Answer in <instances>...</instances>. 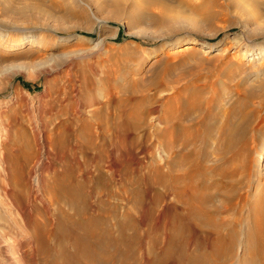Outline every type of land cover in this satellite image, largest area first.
Instances as JSON below:
<instances>
[{
  "label": "rangeland",
  "instance_id": "1",
  "mask_svg": "<svg viewBox=\"0 0 264 264\" xmlns=\"http://www.w3.org/2000/svg\"><path fill=\"white\" fill-rule=\"evenodd\" d=\"M192 43V51L184 50ZM0 49V264L12 249L11 256L23 264H49L33 239V224L48 219L52 227L58 222L57 206L47 201L52 179L68 167L81 180L83 169L98 176L97 161H85L79 152L76 159H57L79 147L74 140L62 150L40 149L34 137L42 125L53 132L62 121H72L80 131L81 120L96 126L107 107L117 109V115L122 111L137 129L128 133L125 156L116 139L110 155L144 173L152 164L166 170L178 160L164 147V134L174 133L178 115L183 130L194 136L206 124L220 126L231 115L248 122L261 119L256 113L264 115V0H0ZM23 130L33 143L27 150L36 156L28 170L43 157L37 165L45 174L41 199L31 192L36 175L10 180L20 161L7 172L2 165L1 151L17 155ZM179 137L169 144L182 155L186 152ZM89 154L98 156L95 150ZM109 162L105 157L108 175ZM254 172L255 179H264V166ZM91 187L84 193L89 213L104 201L101 188ZM249 190L259 188L253 183ZM120 201L114 198L107 204L121 207ZM249 204L260 206L254 198ZM66 213L73 222L80 220L73 210ZM136 252L139 264H148L147 250Z\"/></svg>",
  "mask_w": 264,
  "mask_h": 264
},
{
  "label": "bare ground",
  "instance_id": "2",
  "mask_svg": "<svg viewBox=\"0 0 264 264\" xmlns=\"http://www.w3.org/2000/svg\"><path fill=\"white\" fill-rule=\"evenodd\" d=\"M10 42H7L9 47L16 48V44ZM194 45L192 43L184 50L192 51ZM12 55L18 57L21 54ZM107 108L109 112L103 113V120L96 126L81 120L82 127L78 131L72 121H62L53 132L48 131L47 124L42 125L41 131H36L37 136H33L40 149L62 150L67 142L76 141L79 147L73 153L60 154L57 159L61 162L76 159L79 152L85 161H97L98 176L95 178L83 169L80 173L84 179L81 180L74 168H64L65 171L52 179L51 188L46 191L45 174L37 168L43 157L28 170L36 156L27 150L33 143L24 130L19 136L23 142L17 155L8 157L1 151L6 172L10 166L14 168L17 161L21 162L20 168L15 167L16 172L12 170L10 180L26 178V173L30 177L36 175V184L34 182L31 191L34 198L41 199V194L46 191L51 195L47 201L57 206V224L52 223L49 227L48 219L44 224L36 221L33 224L36 234L33 239L41 245L47 263L139 264L140 254L136 252L139 248L147 250L148 264H235L239 260L245 264H264V179L254 178L255 169L258 171L264 166V115L261 116V112L255 114L261 119L252 122L246 117L231 115L220 126L217 124L219 127L206 124L195 136L183 130V119L178 115L179 123L172 130L175 134H164V147L176 154L178 160L171 161L166 170L152 164L146 172L136 173L129 169L127 162L122 159L119 162L112 156V148L117 140L121 145L119 153L125 156L126 144L131 137L128 133L137 128L122 111L117 115V109L111 112V107ZM260 108L264 109V104ZM177 134L182 135L181 150L186 152L182 155L169 144ZM92 150L97 152V157L90 156ZM105 157L110 159L106 166L110 175L104 172ZM50 164L48 161L44 165L46 169ZM28 180L25 179V183ZM253 183L259 190H249ZM92 184L101 188L99 191H103L102 198L106 201L98 202L93 213H89L84 193ZM160 187L166 191L158 190ZM142 193L145 194L139 197ZM132 195L135 196L133 205ZM171 197L174 202L168 201ZM114 198L120 199L123 205L107 204ZM252 198L259 201V207L250 206ZM44 208L48 210L47 206ZM66 208L73 210L80 220L73 222ZM239 245L242 254L238 259ZM10 254H14L13 249ZM11 255L5 264H23V259L20 262Z\"/></svg>",
  "mask_w": 264,
  "mask_h": 264
}]
</instances>
